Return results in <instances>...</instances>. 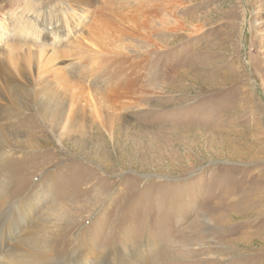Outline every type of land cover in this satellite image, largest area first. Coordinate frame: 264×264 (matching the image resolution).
<instances>
[{
  "label": "rangeland",
  "instance_id": "374dc122",
  "mask_svg": "<svg viewBox=\"0 0 264 264\" xmlns=\"http://www.w3.org/2000/svg\"><path fill=\"white\" fill-rule=\"evenodd\" d=\"M25 1L22 28L0 4L12 233L63 224L61 264H264V0Z\"/></svg>",
  "mask_w": 264,
  "mask_h": 264
},
{
  "label": "bare ground",
  "instance_id": "6f19581e",
  "mask_svg": "<svg viewBox=\"0 0 264 264\" xmlns=\"http://www.w3.org/2000/svg\"><path fill=\"white\" fill-rule=\"evenodd\" d=\"M5 3L9 4L7 6L8 7L7 12H9L10 19L11 17L13 18L15 17L20 28L24 26V23L22 21H24L23 17L27 13H31V14L36 13V10L27 1H25L26 6L23 8H21L18 5L16 6L14 4L15 0H0V4H5ZM72 12L75 20L81 17V14L78 11L72 10ZM3 15H4V11L0 9V23L2 21ZM50 20L51 19H48V21ZM97 29L100 31H105L103 30V27L100 24L97 25ZM20 59L21 57L16 58L11 56L8 59L9 64L15 65L16 66L15 68H18L20 70V66L18 63ZM14 60H17L18 62L14 63ZM5 95L6 97H2V95L0 96L1 102L10 101L9 95L7 93H5ZM51 105L54 106L56 109L58 108L55 102L51 101ZM8 182L9 180L3 183V185L0 187V223L3 221L7 222L10 231L12 230V227L14 225H16L14 231H16L17 229L23 230V228L25 229L26 227L24 225L20 226L19 224L20 220L21 218L29 217L30 213L32 212L31 209L33 207L29 208V206L25 204L22 205L19 204L18 206L14 205L15 207L7 206V201H5L6 198L5 194H6ZM48 209L52 215L51 218H54L56 220L57 217L58 218H61V216L64 217L62 213L58 212V208L56 209L55 205H52ZM17 220H19V223ZM42 224H44V221L42 219H39L38 222L33 223L32 226L28 227V231L25 232V234L23 233L21 237L18 236L19 233H15V232L12 233L11 231V236L13 237V240H15L18 237L20 238V240L18 242L12 240V242L8 244L9 248L5 249L6 251L0 255V264H61V262H58L56 260L57 258L54 257L55 254L57 253V250H59V248L53 250L52 244L54 239L56 238V232L60 231V228H58V226H61L63 224L52 225L51 229L41 228ZM146 252H147L146 249H144L143 252L144 255L142 256L143 258L146 257L147 255ZM92 253L93 251H91L90 254ZM101 253H102L101 255L90 256L87 255L86 252H83V255H85L84 257L78 256L76 259L68 258L66 260V263H62V264H85L82 262L84 260L85 261L90 260L89 256L91 257V261L90 262L88 261L89 264H133L132 260L134 259V257L132 256L134 254L132 253L130 254L117 253L115 249H110L107 251L104 250Z\"/></svg>",
  "mask_w": 264,
  "mask_h": 264
}]
</instances>
